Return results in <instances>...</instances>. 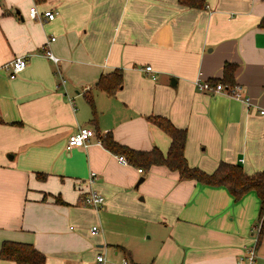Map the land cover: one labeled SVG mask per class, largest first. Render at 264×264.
<instances>
[{
	"label": "crops",
	"instance_id": "obj_1",
	"mask_svg": "<svg viewBox=\"0 0 264 264\" xmlns=\"http://www.w3.org/2000/svg\"><path fill=\"white\" fill-rule=\"evenodd\" d=\"M32 6L56 17L32 19ZM262 17L264 0H206L202 8L178 0H0V246L30 243L45 264H96L101 252L107 264H238L252 242L255 191L234 200L226 187L181 180L164 165L138 171L98 138L110 132L130 148L166 153L168 134L148 119L162 115L186 129L190 165L212 172L223 160L264 170V115L255 107L264 105ZM50 37L58 64L45 55ZM18 56L27 64L10 78L1 67ZM226 63L251 106L196 89V78H221ZM116 68L123 85L110 95L96 82ZM58 69L66 78L59 88ZM80 127L95 135L66 150ZM90 172L104 197L98 209L84 201ZM92 225L100 231L92 234ZM257 254L264 264L261 242Z\"/></svg>",
	"mask_w": 264,
	"mask_h": 264
},
{
	"label": "trees",
	"instance_id": "obj_2",
	"mask_svg": "<svg viewBox=\"0 0 264 264\" xmlns=\"http://www.w3.org/2000/svg\"><path fill=\"white\" fill-rule=\"evenodd\" d=\"M179 4L202 8L206 0H178ZM264 26V17L258 23ZM235 65L226 63L223 68L221 78L210 79L212 82L224 84H234ZM123 85V73L120 68L111 72L101 74L97 79L96 86L107 94L113 95ZM88 102L93 109V120L95 111L91 97ZM148 119L160 127L170 138L166 153L158 147L150 150H136L114 140L110 132L100 136L101 143L110 151L123 155L128 163L137 165L141 169L149 168L152 165H164L170 170L177 171L181 180H195L201 184L212 186H224L233 196L234 200L240 199L250 190L255 191L259 199V210L257 221H261V229L258 237L257 247L264 232V170L247 173L242 166L236 163L219 161L212 172H206L197 166H192L184 155V145L186 141V129L178 127L173 122L162 115L148 116ZM39 175V174H38ZM40 177H44L40 176ZM0 258L14 261L16 264H45V255L36 249L32 244L5 240L0 246ZM130 264H145L131 262Z\"/></svg>",
	"mask_w": 264,
	"mask_h": 264
},
{
	"label": "built area",
	"instance_id": "obj_3",
	"mask_svg": "<svg viewBox=\"0 0 264 264\" xmlns=\"http://www.w3.org/2000/svg\"><path fill=\"white\" fill-rule=\"evenodd\" d=\"M57 11L53 10H44L42 12H39L36 6H32L29 9V16L32 19L37 20H51L56 17ZM54 40V37H50L46 44H44V48H46L45 55L51 59L55 64H58L60 62V58L53 54V52L49 49L48 44ZM27 64L26 58L24 56H18L13 58L12 60L6 62L2 65V69L8 72V76L10 78H14L19 72H21ZM146 71H152L151 65H146L143 67ZM59 73V82L57 84V87L65 85L66 78L60 73L59 69L57 70ZM194 85L197 90L201 92L216 94L221 93L227 96H230L232 98L241 100L244 102L247 106H251V102L249 97L246 95L245 90L242 85L238 83H234L232 85L224 84L221 82L214 83L211 80H202L200 78H196L194 81ZM257 108V112L260 115H264V105L263 106H255ZM95 135V132L91 128H78L77 130L71 132L67 136L65 148L68 151H71L74 148L77 147H84L89 142L90 138ZM98 142L101 143V140L98 138ZM118 161L126 164L128 163L127 159L120 155L118 156ZM138 171H142L141 168H138ZM96 173L90 172L89 177L87 178V186L89 187L88 191L84 195V201L87 205L92 206L96 209L101 208L104 204V197L97 192L96 190L91 188V183L95 180ZM261 229V221H258L254 224V226L251 229V235H252V242L247 245L244 248V251L240 256L238 257V264H256L257 260V243H258V237ZM100 231V228L98 225H92L90 227V232L92 234H96ZM123 264H128L126 259L122 260ZM96 264H107L106 257L103 253H98L96 255Z\"/></svg>",
	"mask_w": 264,
	"mask_h": 264
},
{
	"label": "rangeland",
	"instance_id": "obj_4",
	"mask_svg": "<svg viewBox=\"0 0 264 264\" xmlns=\"http://www.w3.org/2000/svg\"><path fill=\"white\" fill-rule=\"evenodd\" d=\"M257 221V220H256ZM261 247L264 249V232H263V234H262V237H261ZM101 253H103L104 255H105V253L104 252H101ZM106 257V256H105Z\"/></svg>",
	"mask_w": 264,
	"mask_h": 264
},
{
	"label": "water",
	"instance_id": "obj_5",
	"mask_svg": "<svg viewBox=\"0 0 264 264\" xmlns=\"http://www.w3.org/2000/svg\"><path fill=\"white\" fill-rule=\"evenodd\" d=\"M140 181H142V178H139V180L137 181V184H138Z\"/></svg>",
	"mask_w": 264,
	"mask_h": 264
}]
</instances>
